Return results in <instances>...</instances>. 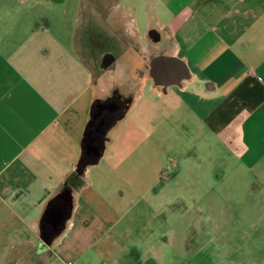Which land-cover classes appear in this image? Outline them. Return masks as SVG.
I'll return each instance as SVG.
<instances>
[{"label":"crops","instance_id":"0c3cea01","mask_svg":"<svg viewBox=\"0 0 264 264\" xmlns=\"http://www.w3.org/2000/svg\"><path fill=\"white\" fill-rule=\"evenodd\" d=\"M136 1L144 28L110 0L129 36L115 91L79 49L22 59L0 29V264H172L192 254L184 216L228 244L215 177L264 163V0Z\"/></svg>","mask_w":264,"mask_h":264},{"label":"rangeland","instance_id":"374dc122","mask_svg":"<svg viewBox=\"0 0 264 264\" xmlns=\"http://www.w3.org/2000/svg\"><path fill=\"white\" fill-rule=\"evenodd\" d=\"M123 2L128 9L132 6L138 26L144 28L145 17L133 6V3L141 5V2ZM111 6L110 0H2L0 29L4 33L1 45L10 46L11 49H6L8 55H18L22 59H34L35 56H31L33 52L46 51L54 43L68 49H79L86 63L90 60L95 65V76L114 80L111 89L119 90L126 85L123 82L128 76L124 66H119L115 60L128 51L129 36L121 25L122 16ZM35 31L48 32L52 37H31ZM134 45L141 49L138 41ZM107 54L111 57L105 61ZM130 120L131 117L127 119L128 124ZM166 153L163 174L168 177L175 171L178 154L174 150ZM218 171L225 172L224 177L228 175L226 166H220ZM229 171L231 179L224 186H220L223 178L215 177L216 190L221 195L215 199L218 211L221 209L219 199L225 198L221 192L229 184L231 197L228 200L237 206L228 208L225 214L232 223L227 230L228 244L222 246V241L216 239L219 242L214 240L204 246L202 240L205 239L199 238L203 237L201 234L195 235L191 219L184 216L181 238L189 249L188 253L192 254L183 256L180 261H172V264H264V163L257 166L251 176L237 166L231 165ZM197 231L201 233V229Z\"/></svg>","mask_w":264,"mask_h":264},{"label":"flooded vegetation","instance_id":"af4514ba","mask_svg":"<svg viewBox=\"0 0 264 264\" xmlns=\"http://www.w3.org/2000/svg\"><path fill=\"white\" fill-rule=\"evenodd\" d=\"M121 22H122L121 25H122V27H123L124 30H125V29H126L125 20L123 19V21H121ZM121 22H120V23H121ZM126 38H127V37H124V39H126ZM119 56H120V57H123V56H121V55H119ZM119 56H117V57H116V60H115V62H117V63H118V58H119ZM110 57H111V56H110L109 54H107L106 57H105V61H106V59H107V61H108V60L110 59ZM123 58H124V60H125L126 56H124ZM123 58H121V61H123ZM123 62H124V61H123ZM139 70H140V69H138V71H139Z\"/></svg>","mask_w":264,"mask_h":264},{"label":"water","instance_id":"95a60500","mask_svg":"<svg viewBox=\"0 0 264 264\" xmlns=\"http://www.w3.org/2000/svg\"><path fill=\"white\" fill-rule=\"evenodd\" d=\"M88 152H93L95 155L99 156L101 154V150L99 147L97 146H93V145H88Z\"/></svg>","mask_w":264,"mask_h":264}]
</instances>
